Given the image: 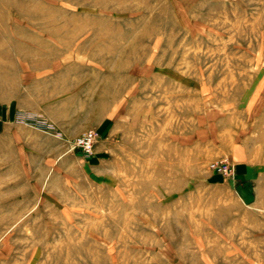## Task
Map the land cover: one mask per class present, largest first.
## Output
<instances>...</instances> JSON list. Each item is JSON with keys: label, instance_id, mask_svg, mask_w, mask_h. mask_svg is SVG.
Instances as JSON below:
<instances>
[{"label": "rangeland", "instance_id": "obj_1", "mask_svg": "<svg viewBox=\"0 0 264 264\" xmlns=\"http://www.w3.org/2000/svg\"><path fill=\"white\" fill-rule=\"evenodd\" d=\"M0 264H264V0H0Z\"/></svg>", "mask_w": 264, "mask_h": 264}, {"label": "built area", "instance_id": "obj_2", "mask_svg": "<svg viewBox=\"0 0 264 264\" xmlns=\"http://www.w3.org/2000/svg\"><path fill=\"white\" fill-rule=\"evenodd\" d=\"M94 142V135L92 132H87L76 138L73 142L74 147H79L85 153H89ZM216 166V165H213ZM227 168V167H226Z\"/></svg>", "mask_w": 264, "mask_h": 264}, {"label": "bare ground", "instance_id": "obj_3", "mask_svg": "<svg viewBox=\"0 0 264 264\" xmlns=\"http://www.w3.org/2000/svg\"><path fill=\"white\" fill-rule=\"evenodd\" d=\"M173 9V8H172ZM184 9V8H183ZM177 11H178V9H177ZM186 14V13H185ZM8 247V246H7Z\"/></svg>", "mask_w": 264, "mask_h": 264}]
</instances>
